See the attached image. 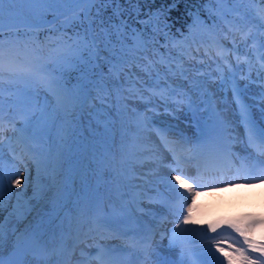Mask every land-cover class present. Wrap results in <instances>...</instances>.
<instances>
[{
    "label": "bare ground",
    "instance_id": "bare-ground-1",
    "mask_svg": "<svg viewBox=\"0 0 264 264\" xmlns=\"http://www.w3.org/2000/svg\"><path fill=\"white\" fill-rule=\"evenodd\" d=\"M230 20L234 23L235 18ZM27 23L24 18L4 16L0 27ZM243 36H247L245 28L242 36L235 33L236 43ZM0 50L5 57L0 71V173L5 190L0 215L6 218L0 217L4 231L0 255L14 248L18 237L34 234L44 252L28 255L27 264H92L90 245L101 237L139 264H229L226 255L221 258L225 253L232 257V264H243L237 249L253 264H264V253L251 254L228 235L233 232L244 239L231 226L237 224L249 240L264 245V178L251 184L243 181L264 174V165L257 163L264 160V153L257 149L260 140L250 142L249 130L246 149L242 137L215 133L206 123L207 116L203 118L198 110L196 94L191 100L195 103L187 105L193 116H180L187 90L171 80L162 65L166 80L177 87L173 89L176 93L169 95L175 101L173 108L160 104L156 112L147 107L142 108L144 113L139 108L130 112L133 105L128 95L136 93L137 99L145 101L151 93L138 86L127 93L124 87L120 90L103 65L95 82L81 91L77 83L65 87L41 62L21 52ZM143 72L150 75L152 68L146 66ZM29 79L38 81L41 90L37 104L28 103L27 92L20 87ZM245 80L249 83L251 78ZM142 83H146L143 78ZM241 99L248 110L241 120L257 133L264 130L254 121L250 105ZM54 109L57 114L49 126L27 128L24 120L29 121L32 114H44V123ZM162 136L171 139L175 154H185L187 163L168 155V149L160 144ZM20 138L28 146L27 153L19 148ZM221 143L231 147L228 155L217 157L214 153ZM248 170L254 175L249 176ZM176 176L187 180L192 190L181 187ZM163 177H167L164 182ZM16 179L21 181L19 186L12 183ZM128 187L136 204L128 197ZM173 191L184 193L175 206L165 202V196ZM116 234L128 237L118 240ZM182 241L197 244L181 247Z\"/></svg>",
    "mask_w": 264,
    "mask_h": 264
},
{
    "label": "rangeland",
    "instance_id": "rangeland-1",
    "mask_svg": "<svg viewBox=\"0 0 264 264\" xmlns=\"http://www.w3.org/2000/svg\"><path fill=\"white\" fill-rule=\"evenodd\" d=\"M70 5L72 4L58 3L53 5L52 8L54 9L53 11H65ZM36 7L38 6L29 4L27 2L19 3L15 6V8L17 9V14L14 15L13 18H24L31 20L32 18L36 19L35 21H38L36 22V24H38L37 28L41 25H46V23L50 19L53 20L52 18L46 16V12L42 15H38L36 12L31 11V9H34ZM86 7H91V5L82 4L81 6L76 7V10L79 11V9ZM256 8L262 9L258 5V0H215L213 10L215 15L213 16V19L211 21L212 26L205 25L204 27L201 25L195 32L197 34H200V36H198L201 38L199 39V41L202 42V39H204L206 43L199 44L200 48L208 47V49L205 50L203 48L201 53L209 56L213 44L215 46L217 44L219 46H224L229 50L233 48L234 44L228 36L229 27L226 26L225 22L223 21L224 16H229L230 18L234 17L236 21H234L233 25L237 29L240 28L241 30H244L245 28L247 29L248 35L249 33H254L255 35H258V37L262 36V38L264 39V25L260 21L258 14H256ZM34 13L36 14V18L33 16ZM58 13L62 14L63 12L61 11ZM4 16L9 18L7 13H5ZM81 16H83L82 13ZM228 18L225 19L227 20ZM25 26L26 25H22L17 28H14L13 26L0 27V47H3L5 50H11L14 54H16L17 52H21L30 57V59H32L33 61L41 62L43 65L50 68L54 72V74L58 77L59 82L65 87H71L73 84L77 83L79 89L81 90L80 86L82 84V81L80 80V73L77 80L73 81L72 83H65L64 76L67 68H73L74 66L64 63V53L67 51V48L63 44V42L59 44L56 43V41L59 39V36L55 35L54 37L46 38L45 35H43L42 38L29 31L27 33L22 32L23 34L20 33L19 30H21ZM256 26L260 28H255ZM204 32L209 34V36H204ZM75 36L76 35L74 34H70L63 37H73V39H75ZM131 37L132 42L129 44L124 40V52L121 53L118 67L117 69H114L112 73H110L115 79L114 83L116 84V86H118L120 90H122L124 87L126 93L129 92L133 84L135 86L137 82V80L130 74V70L133 67L139 69L140 72L142 71L141 74L146 73L144 77L147 78L148 84L157 85L159 83H162L160 82V79H158L160 78L158 74L153 75V73H151L150 75H147V72H143L145 68L144 65H146L143 54L148 50V46L144 37L135 30L131 31ZM196 39L198 40V38ZM246 40L247 39H244L243 42H245ZM171 41L174 47L173 50L175 49L176 53H178L179 51L181 52V54L179 55L180 58L174 61L171 58H166L163 53L160 52V50L153 49L152 52L154 53L152 54L156 58V63L164 67L167 72L165 70L164 71L168 74V77H170L171 80L182 86L186 84L189 88L193 89V91L196 93L197 98L199 99L197 105L199 106L200 113L202 114L203 118L204 115L207 116L206 123L211 130H213L215 133L227 134L232 137H242V148L246 149L247 144L245 145V139L249 127L246 121L243 122L241 120V117L243 116L242 114H244V108L242 105L244 104V102L242 101L241 104L240 100L241 98H244L247 101V103L251 107L252 117L254 121L257 122L259 126H263L264 128V89L259 80H257L258 78H261V73L263 71L256 72L255 75L252 72H249L248 68L246 67L247 60L246 58H244L240 63L242 66H240L239 71L241 73L240 81L238 84V92L240 93L241 97L235 96L233 98L230 93L228 78L232 71H229V69L225 67V69L220 72L219 67L213 59H209L208 57H204V59L197 58V49L193 44L194 42L192 38H178L172 39ZM72 43L73 41H68V44ZM244 44L248 45V43ZM262 46L263 49V43ZM246 50L248 51L247 48ZM101 55L107 56L108 53L102 52ZM216 57L218 58V55H216ZM115 62L116 61H114V63ZM101 65L104 66V70H109L110 66L108 64H105L103 63V61H101ZM104 75L105 73L101 74L102 79L104 78ZM120 76L123 77V86H121L119 82ZM246 77L251 78L249 83H246ZM211 81L216 82V85H212L213 92L210 95V100L203 99L202 96L204 95V85L206 83H209L211 85ZM139 86L141 87V85ZM20 87L24 88L27 92L25 100L28 101V103L37 104L40 102L39 99L41 95L39 92L41 90H39L38 81L29 79L27 84H21ZM111 87H114V85H112ZM166 92L168 93L169 90H167ZM150 93L151 99L147 100L146 102L143 101V103L135 97L136 93H132L133 95H128V101L134 107L130 108V112H135L136 108L140 107L141 112L144 113L145 111H142V108H144V106L147 107L148 103L151 101L158 103L161 102L162 105L169 104L170 107L173 108L171 105L175 101L170 100L166 94H154L151 91ZM183 104V108H180L178 111L179 115L187 118L192 117L193 110L188 107L189 104H187L186 102H184ZM14 110H12L11 113ZM56 114L57 110L54 109V112L51 114V118H48L47 122L44 123V114H41L37 117L32 114V116L29 118V121H24L28 126L27 128L31 127L32 130H35L44 126H49L52 118ZM248 123L251 124L250 122ZM140 128L141 127L136 126L137 130ZM153 135L154 137H156L155 134ZM163 179H165V177H163ZM213 186L215 187L216 184H214ZM0 217L2 219H6L3 215H0Z\"/></svg>",
    "mask_w": 264,
    "mask_h": 264
},
{
    "label": "snow or ice",
    "instance_id": "snow-or-ice-1",
    "mask_svg": "<svg viewBox=\"0 0 264 264\" xmlns=\"http://www.w3.org/2000/svg\"><path fill=\"white\" fill-rule=\"evenodd\" d=\"M27 2L29 4L37 5L38 7L31 9V11L36 12L38 15H42L45 12L53 11V5L58 3H70V4H85V5H119L120 0H0V21L3 20L5 13L8 14L9 18H13L17 14V9L15 6L19 3ZM126 2L131 3L132 0H126ZM102 11H106V7H97L95 9V15H93V10L91 7L81 8L79 11H75L72 16V20L79 21L81 25L86 22V27H84L83 34L76 33L75 39L73 37H63L61 36L56 43H61L66 46L67 51L64 53V63L71 64L78 68L80 72L81 91H86L89 85L95 82V77L98 75L97 70L101 68V61L108 64L109 73H112L114 69H117L121 53L124 52V36L126 35V29L128 23L126 20L122 19V11L119 7L113 9V15L109 16L107 20L101 18ZM81 13L83 14V19H81ZM113 17L119 22H115ZM71 22V21H67ZM73 41L72 44H68V41ZM119 45V47H118ZM102 52H107V56H102ZM70 54V55H69ZM114 61H116L114 63ZM5 67V57L2 50H0V71ZM103 87V85H101ZM73 98L68 99V103H71ZM61 101L58 99V103ZM259 139L260 143L257 144V149L264 153V130L258 133L254 129H249V141L252 142L254 139ZM224 138L221 137V140ZM231 147L230 144L221 143L218 145L217 151L214 153L217 157L226 156L229 153L227 149ZM258 165H264V160H259ZM256 165H254L255 167ZM39 174V166H38ZM12 174H9L11 178ZM176 182L183 188L192 190V185L187 182V180L182 179L180 176L174 178ZM171 183V181H169ZM15 185L19 186L21 181L16 179L12 181ZM197 186H200L197 181ZM3 174L0 173V205L3 203ZM9 192L11 194V185H9ZM181 196L184 193H180ZM198 195V193L196 194ZM19 199V197H18ZM193 204L195 203V195L192 197ZM192 206H189L188 213L191 214ZM188 216H185V220ZM237 232L244 236V243L248 245L249 248L254 249L264 253V245L257 246L255 242L248 239L245 235V229L241 228L237 224L231 225ZM213 228L214 226L210 225ZM4 238L3 226L0 225V243H2ZM16 248L18 250V255L16 259H12L8 264H27L25 260V255L31 250L30 245L25 239L20 237L17 238ZM236 252L242 258L243 264H253L252 261L248 260L244 251L237 249ZM229 259V264H232V257L225 253ZM103 257H98L102 259ZM264 259V256L261 257ZM0 264H5V261L0 258Z\"/></svg>",
    "mask_w": 264,
    "mask_h": 264
},
{
    "label": "trees",
    "instance_id": "trees-1",
    "mask_svg": "<svg viewBox=\"0 0 264 264\" xmlns=\"http://www.w3.org/2000/svg\"><path fill=\"white\" fill-rule=\"evenodd\" d=\"M261 3L264 6V0H261ZM213 5L214 0H132L131 3L126 2V0H120L119 5H99V7H106V11H102L101 15V18L105 20L113 15L114 8L119 7L123 13L122 19L139 28L147 41L150 44H154L153 37L155 35L165 39L164 32L167 31L175 37H185L188 35L192 24H197L200 20L208 22L212 16ZM96 8L97 5H93V15H95ZM48 15L51 17L55 14L50 12ZM33 16L35 17L36 14L34 13ZM72 16L73 14L66 16L47 27L49 35L64 28L79 33L84 32V27L87 26L86 22L81 25L79 21L72 20ZM81 19H83V16H81ZM113 20L119 22L115 17H113ZM127 30L130 31L129 24ZM157 45L159 44L157 43ZM164 51L167 53L169 49L164 48ZM79 73L77 67L74 70H67V81L70 83L75 80Z\"/></svg>",
    "mask_w": 264,
    "mask_h": 264
}]
</instances>
